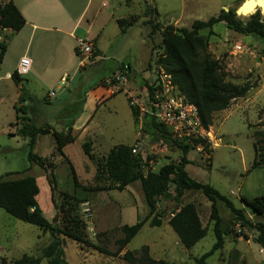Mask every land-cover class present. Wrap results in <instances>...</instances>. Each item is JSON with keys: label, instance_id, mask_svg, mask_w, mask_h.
Returning <instances> with one entry per match:
<instances>
[{"label": "rangeland", "instance_id": "374dc122", "mask_svg": "<svg viewBox=\"0 0 264 264\" xmlns=\"http://www.w3.org/2000/svg\"><path fill=\"white\" fill-rule=\"evenodd\" d=\"M244 1L113 0L112 7L103 8L95 18L93 31L99 35L106 59L97 65H86L76 74L74 71L80 59L71 48L69 52H64V59L56 64L54 71L44 72V84L33 80L31 75L24 78L34 82L35 86H29L27 90L38 92L41 101L39 104L30 102L25 106L22 100L14 102L13 87L9 88L10 93L3 98V91L8 84L14 86L13 81L3 82V77H6L7 72L11 75L16 72L26 47L25 42L15 41L8 47L0 63V178L6 181L26 176L36 178L40 188L38 202L49 223L63 228L64 222L69 218L78 217L84 222L91 242L112 253L116 252V241L123 237L122 227L143 221L149 208L140 182L130 185L124 191H107L116 187L103 179H97L99 162H103L110 151L119 145L133 147L140 143L136 156H141L143 160L151 158L154 162L152 167L144 170L145 173L149 170L159 172L167 164L178 163L182 153L175 145L152 134L149 130L152 120L149 117L140 116L135 122L128 102L129 96L122 89L124 87L115 88L113 84L107 83L110 78L105 77H110L117 71L125 59L124 53L129 55L135 49L138 59L136 63L130 64L129 78L134 94L143 99L146 96L145 79L149 74L157 75V70L161 67L158 62L164 52L162 32L168 26H173L176 30H190L194 21H207L226 9L227 12H237ZM127 2L130 5L127 6ZM4 5L5 1L0 0V7ZM147 9L152 10L151 16H146ZM112 15L116 18H128L132 15L137 18L138 24L140 20L142 24L123 31ZM262 17L264 18L263 15ZM238 18L246 22L249 17ZM144 20H152L159 27L152 37L151 25H143ZM200 34L209 37L208 53L219 62L226 82L241 87L248 85L250 91L246 96L233 100L227 110L214 114L213 126L208 131L219 141V147L214 142L197 146L193 150L197 151V155L194 153L193 156L196 163L189 166L187 172L192 179L214 187L237 208L243 209L242 197L252 200L264 196V169H252L255 159L254 134L264 131V41L257 35L238 34L225 22L215 25L211 31L203 30ZM1 46L2 44L0 57ZM237 46H242V53H237ZM69 58L72 62H69ZM66 71L70 79H75L68 88L66 83H61ZM133 72H137L138 76H132ZM99 86L108 89L107 94L112 98L107 102L100 100L99 104L103 102L102 105L93 111L91 97L89 98L86 111H92L93 118L80 136L72 133L77 136L76 140L65 150L81 185L77 188L70 166L58 153L52 134L38 137L33 150L48 165L46 169H42L29 161V139L20 132L27 124L46 128L50 132H61L83 109L87 91ZM51 92L56 95L48 99ZM23 98L27 99V94ZM71 101L74 103L71 104ZM63 116L71 118L65 119ZM86 143L92 144V158L85 153L83 146ZM52 173L55 181L52 180ZM97 187L105 190H84ZM63 194L81 199L84 203L77 204ZM188 203L195 204L203 226L208 229L207 236L192 249H186L169 226L172 214ZM217 205L223 229L230 231V234L225 236L223 249L216 251L207 260V264H264V247L257 243L259 233L251 226L242 227L223 203L218 202ZM156 214L162 216V226L151 228L147 223L117 257L103 255L61 236L67 262L129 264L124 259L127 251L133 252L140 262L145 257V247H148L149 256L156 261L197 264L198 259L212 251L217 239L213 229L214 222L210 219L211 203L202 193L187 192L178 203L159 199ZM249 218L254 221L253 217ZM51 241L49 233L13 218L0 208V264H15L26 256L31 259L40 258L42 249ZM40 264H48V261L43 259Z\"/></svg>", "mask_w": 264, "mask_h": 264}, {"label": "trees", "instance_id": "16d2710c", "mask_svg": "<svg viewBox=\"0 0 264 264\" xmlns=\"http://www.w3.org/2000/svg\"><path fill=\"white\" fill-rule=\"evenodd\" d=\"M151 13V9L146 10V16H151ZM136 19V17H132L128 20H119L118 25L123 31H126L128 27H134L138 24ZM223 22L238 34L257 35L264 41V18L260 10L250 16L246 22L239 19L236 12L223 10L207 21H194L190 30H176L173 26H168L162 32L164 52L158 63L172 76L173 83L182 95L190 103L197 106L202 124L206 129L213 126L215 113L227 110L233 100L246 96L250 91L248 85L241 87L226 82L219 62L214 60L208 53L209 37L200 34L203 30L209 29L211 31L215 25ZM25 24L24 17L13 2L0 7V25L3 28L20 31ZM143 25H151L150 37L159 30V27L154 25L152 20L145 21ZM1 51L0 59L6 53L4 45L1 46ZM98 55L97 51L95 58ZM126 70L130 72V66ZM125 71L121 70V72ZM11 79L16 84L22 81L17 72L11 75ZM21 100L25 101L23 98ZM131 111L135 122H137L140 117L139 109L131 106ZM24 115H26L25 112ZM79 115H76L67 123L65 126L67 132H52L57 151L70 166L73 181L77 188L81 185L77 180L74 167L64 153V148L76 140V136L72 133L74 123ZM151 120L149 130L152 134L175 145L181 150L182 156L178 163L167 164L159 172L149 170L145 173V169L152 167L150 166L151 158L144 161L141 156L132 153V146L119 145L110 151L103 162H99L97 179H103L116 187L107 189V191H124L130 185L140 182L149 208V212L143 221L133 226L122 227L123 237L116 241L118 249L114 253L91 242L84 222L78 217L69 218L64 222L63 228L49 223L38 202L40 188L36 178L26 176L12 181L0 178V208L19 221L39 227L44 233H49L52 239L51 243L42 249L40 258L31 259L26 256L15 264H40L43 259H46L48 264H69L65 258L64 242L61 236L67 237L78 245H82V247L92 248L103 255L117 257L128 247L147 223L151 228L162 226L160 220L162 216L156 214L159 199L173 200L178 203L187 192H200L211 203L210 219L214 222L213 229L217 239L212 251L198 259L197 264H207V260L216 251L223 249L225 236L230 234V231L223 229L218 202L223 203L230 210L234 219L239 221L242 227L251 226L255 229L259 233L257 243L264 247V221H262L264 220V196L252 200L242 197L241 201L244 208L239 209L228 197L222 195L214 187L192 179L186 171L187 165L191 164L188 160V154L197 146L206 142L200 139L194 141V146L186 145L174 139L171 132L161 124L154 119ZM20 133L23 137L29 139V161L36 163L42 169H46L48 167L46 161L35 154L33 150L37 145L38 137L51 134V132L46 128H38L32 124H27L21 129ZM254 137L256 139L254 143L255 159L252 169H264V131L256 132ZM83 147L85 153L92 158V144L86 143ZM51 177L55 181L54 173L51 174ZM84 190L86 192L103 191L105 188H85ZM63 196L74 200L77 204L84 203L83 200L71 198L68 194H63ZM173 215L169 221V226L177 234L180 243L186 249H192L207 236L208 229L203 226L195 204L188 203L179 208ZM250 216L254 218V221L250 220ZM144 251L145 257L140 262L136 259L134 253L130 251L125 253L124 259L129 264H168L165 261L152 259L149 256L148 247H145Z\"/></svg>", "mask_w": 264, "mask_h": 264}, {"label": "crops", "instance_id": "0c3cea01", "mask_svg": "<svg viewBox=\"0 0 264 264\" xmlns=\"http://www.w3.org/2000/svg\"><path fill=\"white\" fill-rule=\"evenodd\" d=\"M4 1L6 4L9 2L14 3V5L19 9L22 16L24 17L26 24L20 31H13L11 29H7V31L3 32L2 34L4 38V43L2 45L6 47V51H7L8 47H11V45L15 41L20 40L26 43V47L24 49L23 54L20 57V60L23 57H28L29 59L32 60L31 71L27 76L31 75L33 77V80H37L41 84H44L43 82L44 72L54 71L53 69L55 68L56 64L60 63V61L64 59L63 57L64 52L66 51L69 52L71 48L74 49V52L78 57L77 44L79 40L91 41L98 50L99 55L96 58H94L92 61H90L87 64L88 65L87 67L92 65H97V63L104 61L106 59L103 56L104 52H103V47L99 41V35L94 34L93 31L95 27V18L103 11L102 10L103 8L110 9L112 7L113 0H109L107 3H105L104 0H4ZM113 5H115V3ZM126 5L127 6L130 5V2H127ZM93 14L95 15L93 16ZM112 17L114 21L118 24L119 20H123V19L128 20L129 18L132 17V15H130L128 18H121V17L116 18L115 15H112ZM140 24H142L141 20L139 21L138 25ZM127 56L129 55L124 53V57L126 58ZM2 58L4 59V56ZM69 62H72V59L69 58ZM0 63H1V59H0ZM121 63L117 71L113 72L110 77H105V78H111L112 76L121 72ZM134 63H136V61ZM85 67H82L81 63L79 62L78 67L74 72L78 74ZM131 74L132 76L135 77L138 76L137 72H133ZM27 76L21 77L22 81L19 84H16L11 79V74L7 72L6 77H3V82L13 81L12 83L14 86L8 84V87H6V89L3 91V98L5 97L6 94L10 93L9 88L13 87L12 93H13L14 102L19 103L21 98H23V95L27 94L28 98L25 99V101H23V104L25 106L28 105L30 102L39 104L41 101L39 99L38 92L34 91L35 93H32L27 90L29 86H35L34 82H32L30 79L27 80L24 79ZM149 77L147 79H149ZM65 78H66L65 83L68 88L71 86V84L74 82L75 79H70L67 71L66 73H64V76L61 78V83H63V79ZM1 82L2 80L0 78V84ZM107 93H108V89H106L103 86H99L96 87L95 89H90L87 91L85 95L83 109L81 108L82 111L81 110L79 111L78 113L80 114L79 118L75 121L73 126V130H74L73 132L76 133L77 136H80L88 128L93 118L92 111L95 108L97 110L98 107L102 105L103 102H107V100L112 98V96L108 95ZM90 97H91L90 103H91L92 111L87 112L86 108H87V104L89 103ZM100 100H104V101L100 102L99 104ZM72 103H74V101H71V104ZM63 117L71 118V116H63ZM49 126H51V124H49ZM61 132H67L66 128L64 129L62 128ZM54 145L55 143L53 144V146ZM66 148L67 147L64 148V153ZM194 153L196 154L197 151L192 150L188 154V160L191 162V164L187 165L186 171L189 166L196 163L193 160L194 158L193 156H195ZM210 165H212V163Z\"/></svg>", "mask_w": 264, "mask_h": 264}, {"label": "built area", "instance_id": "2783aa9c", "mask_svg": "<svg viewBox=\"0 0 264 264\" xmlns=\"http://www.w3.org/2000/svg\"><path fill=\"white\" fill-rule=\"evenodd\" d=\"M107 3L109 0H104ZM7 31L0 25V44L4 43L3 32ZM237 53H242V46H237ZM97 48L89 40H79L77 44V54L82 67H85L97 54ZM32 67V60L28 57L21 58L17 74L20 77L27 76ZM146 96L140 99L131 86L129 70L119 72L107 80L108 84H113L115 88H122L129 97V104L138 108L140 116L154 119L157 123L171 132L174 139L190 146H194L195 140H204L207 143L214 142L210 137L211 132L206 129L201 121L196 105L190 103L173 83L172 76L162 67L157 70V75H151L146 79ZM66 78L63 79V83ZM132 89V90H131ZM151 89V91H150ZM151 93V96H150ZM56 93L51 92L48 99L55 97ZM140 143L133 146L132 153L138 154ZM146 161V159L144 160ZM153 160L150 166L153 165ZM174 215L172 214V217Z\"/></svg>", "mask_w": 264, "mask_h": 264}, {"label": "bare ground", "instance_id": "6f19581e", "mask_svg": "<svg viewBox=\"0 0 264 264\" xmlns=\"http://www.w3.org/2000/svg\"><path fill=\"white\" fill-rule=\"evenodd\" d=\"M261 8V13L264 16V2L258 0H248L243 6L239 9V13H243L244 17L255 13ZM210 137L214 140L215 146L219 147V141L214 137V134L211 132Z\"/></svg>", "mask_w": 264, "mask_h": 264}, {"label": "water", "instance_id": "95a60500", "mask_svg": "<svg viewBox=\"0 0 264 264\" xmlns=\"http://www.w3.org/2000/svg\"><path fill=\"white\" fill-rule=\"evenodd\" d=\"M246 1H248V0H245L244 3H245ZM258 1L264 2V0H258ZM259 10H261V8H260ZM226 11H228V10L226 9ZM236 14H237V16H239V17H244L243 13H239V10H237ZM252 15H254V14L248 15V17H250V16H252ZM137 59H138V58H137V53H136V51H135V49H134V50L129 54V56H127V57L122 61V63H121V70H122V71H125L126 69H128L129 66H130V64H131V63H134L135 61H137Z\"/></svg>", "mask_w": 264, "mask_h": 264}]
</instances>
